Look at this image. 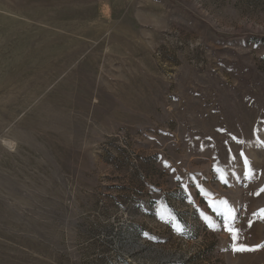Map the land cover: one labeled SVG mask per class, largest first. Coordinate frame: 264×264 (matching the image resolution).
<instances>
[{"label": "rangeland", "instance_id": "374dc122", "mask_svg": "<svg viewBox=\"0 0 264 264\" xmlns=\"http://www.w3.org/2000/svg\"><path fill=\"white\" fill-rule=\"evenodd\" d=\"M262 210L264 0H0V264H264Z\"/></svg>", "mask_w": 264, "mask_h": 264}, {"label": "snow or ice", "instance_id": "6c2138e0", "mask_svg": "<svg viewBox=\"0 0 264 264\" xmlns=\"http://www.w3.org/2000/svg\"><path fill=\"white\" fill-rule=\"evenodd\" d=\"M262 212H264V210H262ZM182 231V230H181ZM229 231H232V229H229Z\"/></svg>", "mask_w": 264, "mask_h": 264}]
</instances>
